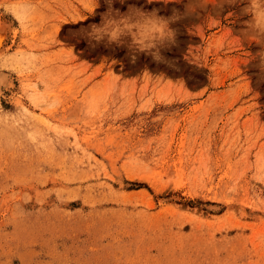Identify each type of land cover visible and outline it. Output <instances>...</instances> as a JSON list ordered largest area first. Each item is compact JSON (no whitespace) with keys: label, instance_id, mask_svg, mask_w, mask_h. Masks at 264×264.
I'll use <instances>...</instances> for the list:
<instances>
[{"label":"rangeland","instance_id":"obj_1","mask_svg":"<svg viewBox=\"0 0 264 264\" xmlns=\"http://www.w3.org/2000/svg\"><path fill=\"white\" fill-rule=\"evenodd\" d=\"M246 3L113 0L176 17L132 63L85 36L107 0H0V264H264Z\"/></svg>","mask_w":264,"mask_h":264},{"label":"clouds","instance_id":"obj_2","mask_svg":"<svg viewBox=\"0 0 264 264\" xmlns=\"http://www.w3.org/2000/svg\"><path fill=\"white\" fill-rule=\"evenodd\" d=\"M227 2L234 4L239 0ZM107 3L108 10L103 14L101 22L90 25L85 32L90 46L95 47L100 43H104L105 47L127 46L132 63H135L138 53L151 55L154 61L163 62L160 48L174 42L175 32L169 24L176 17L164 18L155 11L145 12L138 8H130L121 13L112 8L113 0H107ZM96 6L97 0H93L90 13ZM242 13L250 17L245 21V36L261 45L262 50L257 56L260 67L264 70V0H247Z\"/></svg>","mask_w":264,"mask_h":264},{"label":"bare ground","instance_id":"obj_3","mask_svg":"<svg viewBox=\"0 0 264 264\" xmlns=\"http://www.w3.org/2000/svg\"><path fill=\"white\" fill-rule=\"evenodd\" d=\"M5 30L4 29H0V53L4 51L5 49V42H6V37H5ZM6 75L2 74L0 72V85L4 84L3 81L5 79ZM6 80V79H5ZM6 85V84H5Z\"/></svg>","mask_w":264,"mask_h":264}]
</instances>
